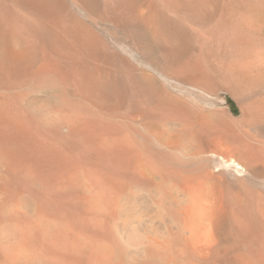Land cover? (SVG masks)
Returning <instances> with one entry per match:
<instances>
[{"label":"bare ground","instance_id":"bare-ground-1","mask_svg":"<svg viewBox=\"0 0 264 264\" xmlns=\"http://www.w3.org/2000/svg\"><path fill=\"white\" fill-rule=\"evenodd\" d=\"M222 4L0 0V264H264V0Z\"/></svg>","mask_w":264,"mask_h":264},{"label":"rangeland","instance_id":"rangeland-1","mask_svg":"<svg viewBox=\"0 0 264 264\" xmlns=\"http://www.w3.org/2000/svg\"><path fill=\"white\" fill-rule=\"evenodd\" d=\"M226 2H227V0H223L222 6ZM221 19H222V12L220 10L218 15L215 17V19L209 24L206 31L204 33L198 34L200 45L198 46L197 51H199V50H202V51L203 50H210L211 52H220L226 48V46H225L226 44L223 42V38H222L224 32H222L220 30L221 28L219 27ZM98 26H99V28H98ZM98 26H97V28L100 31H102V33L105 36H107L109 46L111 48H118L120 46L121 35L120 34L118 35V32L115 33L111 29L110 25L109 24L107 25L106 22H102V23L99 22ZM112 46H114V47H112ZM132 59L137 64V66L139 67V69L141 71H145V72L148 71L147 66L139 58H137L135 56ZM179 87L177 90L178 92H176V93H178L180 96H182L184 98H188V96H189V97L195 98L196 100L198 99V102L200 101L199 103L206 105V107L209 109H213L215 107H222V108L228 109L230 111V113L233 114L235 117H238L241 114L240 113L241 109H240V105H239L238 101L234 97H232L229 93H227L226 91H223L222 89L216 90L215 92L209 94L208 97L206 96L207 99L205 101L203 99L201 100L200 99L201 97H198V96H200V94L198 92L195 91L196 93H193V91H191L187 87H183V86H179ZM170 91L175 92V90H170ZM211 100L213 101V103ZM201 101H203V102H201Z\"/></svg>","mask_w":264,"mask_h":264}]
</instances>
